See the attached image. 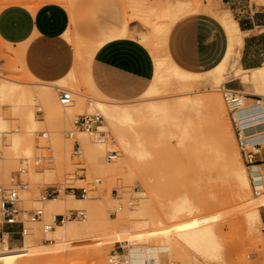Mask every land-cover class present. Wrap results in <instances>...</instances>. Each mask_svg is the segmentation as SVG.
<instances>
[{"label":"rangeland","instance_id":"rangeland-1","mask_svg":"<svg viewBox=\"0 0 264 264\" xmlns=\"http://www.w3.org/2000/svg\"><path fill=\"white\" fill-rule=\"evenodd\" d=\"M156 1L158 2V0H84L76 10L78 18L77 27L70 23L68 29L69 35L73 39L76 38V40L78 35L81 46L86 49L89 42L97 38L102 31L107 30L113 25H121L125 20H129L131 28L139 33L136 37L144 42L152 52V48L141 39V36H150L151 28L148 27L145 20L154 19L156 16L151 11H144L145 9L141 5L139 6V4L149 3L151 5ZM203 1L204 4L211 2V4H214L221 10H231L230 6L223 4L221 0ZM250 1L258 6L264 3V0ZM49 2H52V0H0V10L10 4H21L35 9L41 4ZM132 3H138V7L135 8V18H133V10L131 8ZM231 12L238 20L240 17L239 13L235 10H231ZM191 16L193 15L182 17L175 25L177 26L180 22ZM215 24L218 30L208 50L213 57L212 64H209L205 68L215 65L223 56L227 47V38L224 30L219 23ZM128 36H135V33L130 31ZM69 41L71 43V40ZM72 46L74 48L73 44ZM20 47L15 48L13 44L6 43L0 38V84L2 81L10 79V81L14 80L20 84L29 85L34 88L47 85L55 93L58 103V87H61L63 83L66 85L62 86L63 88L75 90L76 93L74 92V101L70 105L62 106L58 104L59 108L53 109L49 117H46L42 105L39 104L40 102L34 100L35 102L33 103L35 105L33 104L32 107H34L36 112V126L34 128L35 131L32 133L25 132V128L22 125H17L11 117H7V128L4 129V132H0V138H3L0 142V184L7 185L12 176H19L20 206L23 217L26 216L25 213L29 209L38 206L45 208V204L49 200L41 202L40 197L49 188L56 186L71 188L86 187L88 188V198L85 202L79 204L72 202V207L66 211L69 213L75 210H84V217L72 219L66 223L72 222L82 225L91 216L104 217L108 221H96L93 225L94 227L91 226L90 229L80 234V239L73 243V248L70 245L66 246V240L68 241L66 237L62 239L59 237L57 239L56 233H44L41 222L33 224L27 222L28 235H25L24 238H9V249L24 247L26 238L29 235L36 238L37 244H53L56 249H43L45 253L49 252L45 256L36 255L32 257L25 255L16 264H128L127 259L129 258L130 249L160 244L172 246L170 251H161V264H169L170 261L177 264H264V221L261 219L257 223V227L251 230L247 221L250 207L245 204L250 201L247 198H258L259 195L255 194L250 168L243 161L233 128L231 114L224 100L225 108H227L224 119L201 112L203 116L201 113H198L195 120L202 127L207 143L213 147L215 145L216 147L217 145L221 147V144H225V139L227 140L230 136L233 138L232 142L238 147L237 149L241 156L240 160L248 170L251 179L252 190L250 191V195L239 198L234 192V186L231 184V181L217 180L208 182L205 176L201 175L203 169L199 168L198 159L197 157L195 158V156H198L197 152H186L185 154L183 146L178 144L180 138L176 137V125L166 123L167 127L160 133L161 128L159 125V130L157 129L158 123L156 125L153 124V127L148 121L140 119L138 116H134L133 121H124L123 126L126 130H129L130 126L136 128L141 126L140 131L142 134L140 138L144 142V145H138L135 135L131 132L132 144L134 146L137 144V148L141 152L130 154L132 164L129 168L131 170L128 169V171L126 170L127 173L125 172L112 179L109 169L114 165L116 160L122 158V151L118 144L116 131L97 106L96 101L101 97L87 85L89 84L88 82L86 84L87 79L83 78L85 71L84 73L82 71L83 75L82 73H78L76 80L70 81L66 78L62 83L56 81L43 82L37 78L34 79L25 73L18 52ZM83 47L82 49H84ZM180 64L193 70L205 69L204 67L197 69L182 63ZM153 77L149 80L148 85L153 81ZM207 77L209 78L207 79ZM95 82L101 91L109 96L112 103H118V105H137L146 103L150 99L152 101V98L144 100L146 99L145 97L133 96L130 90L109 89L104 83L98 82L96 79ZM232 83L239 84L241 92H248V94L245 93L247 98L244 107L240 110V116L264 112V97L252 94L255 92L254 86L251 83L245 84V82L241 81V78L225 81L215 86L210 75H205L204 81L198 86V90H201L199 94H219L222 97L220 89L224 86L230 87ZM172 87V85L167 86V88L164 87V89L166 88V92L170 90L167 92L169 93L167 95L173 94L176 96L181 94L180 91L176 90V87ZM174 96L172 98L167 97L166 99H175L176 97ZM258 98L262 99L261 103L257 102L256 99ZM9 99L0 95V113H11L12 106L9 104ZM160 99L163 98L156 100ZM89 102L94 104L90 106ZM112 103H108V105H112ZM68 106H72L73 112H69ZM97 110L104 116L101 130L105 129L111 133V139L106 144L97 142L92 134L79 132L70 137L65 133L71 129L72 120L75 117ZM60 113L61 116H59ZM260 128L264 129V125L260 126ZM171 130H174V134ZM17 133L23 136L32 135L34 137L35 141H33V149L30 154L25 152L27 145H17L16 143L7 141V137L14 136ZM56 135L62 137L64 143L62 146L54 140ZM75 139L81 142L82 153L74 151L73 145ZM249 139L252 142L264 143V132L256 133ZM88 141H91V144L94 145V148L91 150L88 147ZM196 144L192 143V146L195 148L197 147L195 146ZM187 145L189 146V143ZM108 150L117 151L119 157L107 160L105 153ZM144 152L145 154H142ZM188 154H192L190 155L191 157ZM4 167L7 170L10 168V173ZM30 167L32 169L31 173ZM21 168H25L26 170L22 172ZM262 173H264V169ZM98 179L99 181H97ZM145 179L149 182L151 181L152 186L149 190L144 187ZM92 194L97 198L93 202L90 200ZM186 194L192 198V209L176 214L175 204L180 200L179 198H182ZM70 195L82 197L79 194L75 195L70 190H67L61 197L68 199ZM28 196L32 199L29 200ZM141 203H145L149 210L138 214L139 210L137 209ZM262 207L264 205L260 206V209ZM125 210H128L131 214L136 213L137 210V213L133 216H129L128 213L122 214ZM51 217L52 215H46L45 220L48 221ZM108 225L111 227L107 228ZM194 228H207L209 230V237L218 245L219 253L216 258L199 251L184 239V234ZM119 233H127L130 239L116 241L115 237ZM48 238L55 241L50 243L51 241H48ZM61 240H64L63 243ZM2 242L0 241V245ZM201 245L202 247L203 245L205 246L204 241H201ZM111 257L116 258V262H110L109 259ZM22 261L25 262L23 263Z\"/></svg>","mask_w":264,"mask_h":264},{"label":"bare ground","instance_id":"bare-ground-1","mask_svg":"<svg viewBox=\"0 0 264 264\" xmlns=\"http://www.w3.org/2000/svg\"><path fill=\"white\" fill-rule=\"evenodd\" d=\"M76 1L77 0H52V2L64 4L69 8H71ZM156 2L151 5L149 3L139 4V6L141 5L142 8L145 9L144 11H148V12L151 11L153 12V15L156 16V18L154 19L145 20L148 27L151 28L150 36L149 35L141 36V39L145 41L150 48H152V52L155 58L156 70H155V74L153 75L154 77L151 84L146 86V88L138 94L139 97H145L146 99L144 100H148V98H152V101L150 99L146 103H140L137 105H118V103H112V101L110 102L109 96H107L104 92H102L101 89L96 84V82L94 81L91 71L92 58L97 48L102 43L91 41L88 44L89 46L87 45L85 49L83 46H81L80 38L78 39V35H77V40L75 36H74L75 39L73 38L70 39L76 49V60L74 67L66 76L57 80L56 82L62 83L64 80H66V78H68L70 81L76 80L78 73H82V71L84 73L85 71L86 76L85 74L83 75V73L82 75L83 78L87 79V81L85 79L86 84L88 82L89 84L87 85L90 86L91 89L101 97L98 98L96 101L97 106L100 108L104 116L111 122L114 130L116 131V135L118 137V144L122 151V158L116 160L114 165L109 169V173L112 179L116 178L117 176L125 173L126 170L128 171V169H130L129 167H131L132 164L131 163L132 158L130 154L134 152H138V153L141 152V150L140 151L138 150L139 148H137V144L144 145V142L140 138L142 134L140 131L141 126H139L138 128L134 126H130L129 130H126V128L123 126L124 121H133L134 116H138L140 119L148 121V123L151 124L153 127L158 123L157 129L159 125L161 128L160 133L165 129V127H167L166 123H171L176 125L175 127L176 137L180 138L178 140L179 142L178 144H181V146H183L182 148L185 154L186 152H197L198 156H195V158L197 157L198 164L201 166V167L199 166V168L203 169V171L202 169H200L203 172L201 173V175L203 174L208 182L217 181V180L231 181V184H233L234 186V192L239 198L248 196L250 195V191L252 190L251 179L248 170L240 160L241 156L239 155L240 152H238L237 149L238 147H236V145L232 142L233 138H231V136L229 135L230 137H228L227 140L225 139L224 141L225 144H221L222 145L221 147L220 146L218 147V145L217 147L216 145L215 147H213L209 143H207L206 139L204 138V132L202 130V127L200 126L199 123L197 124L195 120L197 119L195 118L196 114L201 112L205 113L206 115L212 114V116L215 117L217 116L218 118L224 119L226 116V109H227L225 108V103L223 101L224 99L219 94H215V95H204L203 93L199 94L201 90L200 91L198 90V86L202 83V81H204L205 75H210L211 80L213 81L215 86H218L224 83L225 81H229L235 78H241V81L245 82V84L251 83L252 86H254L255 92H253L252 94L264 97V65L261 67L253 68L251 70H244V68L242 67L239 59L241 56V48L244 43L245 32L241 30L239 26V22L233 16L231 10L225 9L222 12L214 11L212 9L211 2H209V4H204L203 0H158V2L157 3ZM131 6L133 10V18H135V10H136L135 8L138 7V3H134V4L132 3ZM203 12L213 14L215 18L221 23L222 28L226 33L228 44L226 51L223 54L221 60L218 62V64H216L213 68L209 70L195 71L185 68L180 64H178L172 58L167 43H168L169 33L172 27L174 26V24L179 19L191 14H199ZM130 23L131 22L127 20L124 29L121 32L122 36L129 35ZM82 47L86 51L82 49ZM23 51H24V47L23 45H21L18 52L20 54L21 63L25 70V73L28 76L36 79L25 66V62L23 61V55H24ZM85 52H87L86 53L87 58H86V54H84ZM208 78L209 77H207V79ZM171 85L173 87H176V90L180 91L181 94L180 95L175 94L176 96H174L173 94L167 95L169 94L167 92L170 90L166 92L165 89L167 88V86H171ZM62 86H66V85L63 83ZM164 87L166 88L164 89ZM73 92H75V90ZM243 92L248 94V92L246 91ZM0 95L3 97L10 98L9 104L10 106H12V110H10L11 112L10 114L6 112L0 113V132H4V129L7 128L6 119L7 117H11V119L17 125L18 124L22 125V127L25 128V132L32 133L35 131L34 128L36 126V120H35L36 112L34 110V107H32L33 104L35 105V103L33 102H35L36 100L40 102L39 104L42 105V109L44 110L46 117L51 116L52 110L55 108H59L58 104H60L57 102L55 93L51 90L49 86L43 85L40 88L38 87L34 88L29 85L20 84L14 80L10 81V79L1 82ZM172 96L176 98L166 99L167 97L172 98ZM153 98L155 99L154 101ZM158 98H163V99L156 100ZM258 102L261 103L262 99H259ZM108 103H112V105H108ZM93 104L94 103H92V105ZM67 108L69 109V112H73L72 106H68ZM257 114L264 115V112ZM260 115H255V116H260ZM59 116H61V113L59 114ZM261 124L264 125V118H261ZM261 124L257 125L259 127H256V130L261 129L260 128V126H262ZM173 131L172 133L174 134ZM131 132L135 135V139L137 143L135 146L132 144L131 141V134H132ZM160 135L162 136V134ZM2 139L3 138H0V142L2 141ZM54 140H56L57 143L61 146L64 144L62 137L56 135ZM7 141L16 143L17 145H23V146L27 145V149L25 152L30 154L33 149V143H34L33 141H35V139L32 135L23 136L17 133L14 136L7 137ZM188 143L189 146L187 145ZM192 143L195 144L197 143L195 145L197 147L194 148V146H192ZM88 144L90 150L94 148V145L91 144V141H88ZM142 154H145V152ZM256 168L257 167H252V169H250V175L252 172L251 170ZM8 169L9 170L6 169L8 172L11 171L10 168ZM31 171L32 169L30 170V173ZM199 173L197 174L199 175ZM259 175L262 177L261 179L262 183H264V177H263L264 173L261 172L260 174H256L254 172L253 177L251 176L252 180H255L256 183L259 184L257 185V188L260 192L259 197L247 198L250 201L248 203H245L247 204L246 206L250 207L247 214L248 216L247 221L251 230L256 228L257 223L260 222L262 219L260 213V206L264 205V184L259 183L260 181L258 180ZM150 182L147 181L146 179L144 180L145 189L147 190L150 189V187L152 186ZM87 195L88 194H86L85 197H74L70 195L68 199H66V197L49 199V201H47V203L45 204L46 215L49 216L57 213L65 214V212L72 207L73 205L72 202L77 204L85 202V200L88 198ZM28 199L31 200L32 198L28 196ZM96 199L97 198L93 196V194L90 196V200L92 202L95 201ZM179 199L180 200H178L176 204L174 203L176 206L175 209L176 214L184 210L192 209V203H193L192 198H190L188 194L182 196V198ZM137 210H139L138 214H141L143 212H147L149 208L147 209L145 203H141L139 204ZM127 213L129 214V216H133L134 214H136V213L131 214L128 212V210H125L124 213L122 214H127ZM98 220L104 222L108 221V219L104 217L98 218L91 216L82 225H77L75 223L70 222V223H66L65 225L63 224L62 226L60 225L53 231H48L47 233L50 232H53V234L56 233L55 235L57 239L59 237L61 239L63 237H66L68 239V241L66 240V246L68 247L70 245V247L72 246L73 248L74 246L73 243H75L76 240L80 239L79 238L80 234L90 229L91 226H93L94 223ZM110 227L111 226L108 225L107 228ZM209 236H210L209 230L207 228H194L191 231L188 230L184 234V239L190 242L199 251L204 252L207 255L210 254L213 258H216L219 253L218 245ZM128 239H130V237L127 233H119L115 237L116 241H124ZM54 241L55 240H53L50 243H53ZM201 241H204L205 246L203 245L202 247ZM51 245L47 243L37 244L36 238L29 235L26 238V244L24 247L9 249V240L8 238H5V240L0 245V264H16L17 261L25 255H29L32 257L36 255L45 256V254L46 253L48 254L49 252L45 253L43 249L55 247L54 245L53 246ZM58 246L60 245L58 244ZM171 248L172 246L169 244L151 245L146 247H134L130 249L127 263L128 264H161V260H160L161 251H170ZM22 262L24 263L25 261Z\"/></svg>","mask_w":264,"mask_h":264},{"label":"crops","instance_id":"crops-1","mask_svg":"<svg viewBox=\"0 0 264 264\" xmlns=\"http://www.w3.org/2000/svg\"><path fill=\"white\" fill-rule=\"evenodd\" d=\"M83 2L84 0H77L71 8L53 2L41 4L35 9L21 4L7 5L0 10V38L6 43L13 44L15 48L23 45V61L35 78L43 82L57 81L66 76L75 64L76 49L74 53L75 46L73 48L72 41V44L69 41L71 37L68 29L70 23L77 27L76 10ZM221 2L229 5L231 10H235L240 15L236 20L241 30L245 32L239 59L242 67L244 70H251L263 66L264 3L258 6L250 0H221ZM211 5L214 11L225 10L217 8L214 4ZM191 15L193 16L177 26L174 24L168 36L167 46L172 58L177 60L178 64L182 63L197 69L205 68L212 64L213 57L208 50L218 30L215 23L220 25L221 23L211 13ZM126 22L127 20L121 25L109 27L92 40L102 44L94 53L91 71L93 78L95 77L94 81L96 79L104 83L109 89L130 90L132 95L136 96L148 86L149 80L153 77L155 60L147 45L136 37L138 31L133 30L130 24L129 29L135 33V36L121 35ZM215 65L195 71L209 70ZM230 87L239 90V84L232 83ZM260 132L264 130L255 131V133ZM260 144L257 164L253 166L257 168L251 170L256 174H260L264 169V143ZM258 177L259 183H262V177L260 175ZM260 213L264 221V207L260 209Z\"/></svg>","mask_w":264,"mask_h":264},{"label":"built area","instance_id":"built-area-1","mask_svg":"<svg viewBox=\"0 0 264 264\" xmlns=\"http://www.w3.org/2000/svg\"><path fill=\"white\" fill-rule=\"evenodd\" d=\"M220 91L231 114L233 128L243 161L248 168L253 167L257 164L256 159L260 152L261 144L260 142H252L249 138L256 134V127L261 124V118H264V115L254 113L249 116H240L239 113L245 105L247 95L238 89L227 86L221 88ZM256 100L258 102L259 98ZM58 101L62 106L70 105L74 101V92L70 89L58 87ZM89 105L91 106L92 102H89ZM103 122L104 116L98 110L84 113L72 120L71 129L67 130L65 133L70 137H73L79 132L92 134L97 142L106 144L111 139V133L105 129L101 130ZM73 147L76 153H82V145L78 139L74 140ZM117 156L118 153L115 150H108L105 153V158L107 160H113L117 158ZM25 170V168H21L22 172ZM252 173L253 172H251V176L253 177ZM19 179V176L15 175L11 177L9 184H0V241H4L6 236L8 239L13 237L24 238L29 232L27 222L32 224L41 222L42 231L47 233L48 231H53L58 226L65 224L69 220L84 217V210H75L65 214H54L48 221H46V211L43 206L27 210L25 213L26 216L23 217V212L20 206L21 197ZM97 181H99V179ZM253 182L255 194L259 195L260 192L257 188V183L255 180H253ZM67 190H70L75 195L79 194L82 197H85L88 193V188L86 187L71 188L56 186L44 191L41 194L40 200L41 202H45L49 199L61 197L67 192ZM47 240L52 242V239L50 238ZM115 259L116 258L111 257L109 261L116 262ZM169 264L177 263L170 261Z\"/></svg>","mask_w":264,"mask_h":264}]
</instances>
